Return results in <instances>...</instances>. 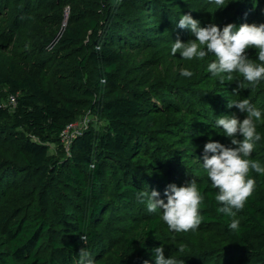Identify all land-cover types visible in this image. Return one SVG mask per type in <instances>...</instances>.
Instances as JSON below:
<instances>
[{
	"label": "rangeland",
	"instance_id": "rangeland-1",
	"mask_svg": "<svg viewBox=\"0 0 264 264\" xmlns=\"http://www.w3.org/2000/svg\"><path fill=\"white\" fill-rule=\"evenodd\" d=\"M254 2L258 11L249 23H264V0ZM232 3L229 0L226 7L217 10L209 0H0V68L15 78L35 77L58 101L62 84L76 87L78 101L65 135L59 143H47L48 156L64 161L71 156L73 140L83 130L93 129L101 134L109 126L105 118L92 111V99L83 93V82L75 77L77 63L87 53L88 38L78 44L64 42L68 29L96 21L98 38L121 57L115 78L118 91L144 93L147 112L156 118L154 126L148 128L149 134L142 138L135 158L125 164H110V168L126 184L149 192L156 190L160 193L158 198L166 202L164 192L169 184L183 186L195 179L212 188L202 166L204 145L211 139L232 146L215 121L233 113L241 120L246 116L235 106L228 108L231 101L246 98L261 111V120L256 122L261 140L251 158L264 165V78L256 86L245 80L237 84L234 78L222 82L207 71L208 63L215 60L212 54L202 60H185L179 53H171V45L177 38L182 42L196 39L189 29L178 27L180 16L190 14L200 21L201 27L210 23L221 29L230 23L238 26L228 12ZM143 12L147 15L143 16ZM246 51L250 59L261 63L256 59L258 50ZM184 68L194 75L181 76ZM1 93L2 103L13 112L10 92L3 87ZM108 95L113 97V93ZM167 121L170 124L164 125ZM18 132L21 134L11 136L0 148V157H10L12 140L19 142L22 137L37 140L21 128ZM51 174L43 176L40 171L27 169L8 175L0 186V221L17 215L28 219L42 216L53 234L60 236L64 222L71 221L72 214H79L83 204L79 195L63 185L58 174ZM254 179L256 187L252 195L264 200V180ZM105 199L108 205L92 225L99 235L93 252L96 264H115L117 254L131 239L153 240L157 248L164 247L166 257L189 259L196 264L237 263L228 250L224 228L217 223L199 226L188 233H175L160 219L159 210L150 213L146 204L124 206L113 198ZM154 221L155 231L149 233L148 223ZM2 231L0 225V250L9 254L10 242ZM181 244L186 246L182 253ZM41 252L45 256L50 254L48 242Z\"/></svg>",
	"mask_w": 264,
	"mask_h": 264
},
{
	"label": "trees",
	"instance_id": "trees-1",
	"mask_svg": "<svg viewBox=\"0 0 264 264\" xmlns=\"http://www.w3.org/2000/svg\"><path fill=\"white\" fill-rule=\"evenodd\" d=\"M254 3V0H233L228 12L233 14L232 21L237 22V27L249 23L258 11L254 9ZM146 15L143 12V16ZM88 31L91 33L85 37ZM85 38H88V50L77 63L75 77L83 82V93L92 99V111L105 118L109 126L101 134L93 129L83 130L73 140L71 156L64 161L48 156L47 143H59L64 136L78 101L76 87L62 84L61 101H58L35 77L15 78L0 68V148L11 136L21 134L16 133L19 128L37 138L22 137L19 142L10 141L13 145L10 157H0V186L8 175L27 169L40 171L43 176L56 173L64 186L80 196L83 204L79 214H72L71 221L64 222L66 227L60 236L53 234L50 224L42 216L28 219L17 215L1 219L2 232L10 242V253L0 250V264H78L79 249L85 246L94 258V245L99 235L92 225L108 205L105 198H113L124 206L140 203L136 192L143 189L126 184L121 175L113 172L110 164H125L134 159L142 138L149 134L148 128L154 126L156 118L147 112L144 93L118 91L115 78L121 57L98 38L96 21L68 29L64 42L65 45L78 44ZM233 78L237 84L244 81L238 72L233 73ZM3 87L16 97L13 112L2 103ZM109 93H113V97H108ZM168 124L169 121L164 123ZM93 164L95 167L91 168ZM251 175L264 180V175L254 172ZM197 184L205 197L200 208L204 221L199 226L217 223L224 228L228 250L237 260L235 264H264V200L251 195L235 217L239 221L238 229L231 231L229 224L233 218L217 210L220 207L215 201L218 190L207 184ZM46 197H42L43 201ZM58 220L61 222V217ZM148 224L149 233H153L156 221ZM80 235L87 236V245L80 240ZM47 242L51 252L45 256L41 251ZM156 248L153 240L137 242L131 239L117 254L115 264H144L145 260L155 264ZM184 262L196 264L189 259Z\"/></svg>",
	"mask_w": 264,
	"mask_h": 264
},
{
	"label": "clouds",
	"instance_id": "clouds-1",
	"mask_svg": "<svg viewBox=\"0 0 264 264\" xmlns=\"http://www.w3.org/2000/svg\"><path fill=\"white\" fill-rule=\"evenodd\" d=\"M228 2L209 0L217 10L226 7ZM178 27L189 29L196 39L182 42L177 38L171 45L173 55L179 53L185 60H202L212 54L215 60L208 63L207 71L213 77H220L222 82L224 79L232 81L234 72L242 74L243 79L253 86L258 85L264 78V23H242L239 27L230 23L222 29L210 23L201 27L200 21L190 14H185L180 16ZM247 49L258 50L256 59L261 63L250 59ZM180 75L192 77L194 73L184 68ZM233 106L246 113L242 120L233 113L222 115L215 121L216 127L223 130L224 136L230 139L232 146L210 139L204 145L202 166L211 181V187L218 190L215 201L220 207L217 210L233 218L229 229L236 231L239 221L235 217L244 209L246 200L256 187V180L251 173L264 175V165L251 158L256 143L261 140L256 123L261 120V111L246 98L231 101L227 105L228 108ZM90 167L94 168L95 165ZM159 196L160 193L156 190L136 192L137 200L146 204L148 212L160 211V219L168 226L169 231L188 233L198 230L204 221L200 208L205 197L195 179L183 186L169 184L164 192L166 202L165 199L158 198ZM80 240L87 245L86 235H80ZM185 247L181 244L179 252H184ZM154 253L155 264H185L183 259L166 257L163 246L156 248ZM78 256V264H96L86 246L79 249ZM144 264H149V261L145 260Z\"/></svg>",
	"mask_w": 264,
	"mask_h": 264
},
{
	"label": "built area",
	"instance_id": "built-area-1",
	"mask_svg": "<svg viewBox=\"0 0 264 264\" xmlns=\"http://www.w3.org/2000/svg\"><path fill=\"white\" fill-rule=\"evenodd\" d=\"M9 102H10V104L15 106L16 105V97L15 96H11L10 99H9ZM65 133H66V131H65ZM65 133H64V135H65Z\"/></svg>",
	"mask_w": 264,
	"mask_h": 264
}]
</instances>
